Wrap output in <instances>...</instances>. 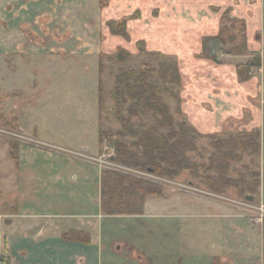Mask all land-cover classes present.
<instances>
[{
	"label": "crops",
	"instance_id": "0c3cea01",
	"mask_svg": "<svg viewBox=\"0 0 264 264\" xmlns=\"http://www.w3.org/2000/svg\"><path fill=\"white\" fill-rule=\"evenodd\" d=\"M25 1L34 4V18L45 21V15H53L59 5L67 2ZM112 2L116 9L113 20L126 22L132 44L143 39L148 51L177 59L182 110L196 130L203 135L261 130L257 202L264 205V0ZM9 3L0 0L4 4L0 12H10ZM25 8L22 4V18L27 17ZM226 11L231 18L245 22L248 51L233 54L229 45L213 39V53L202 56L204 38L219 35ZM256 56L261 57L262 66L247 80H240L237 66ZM40 156L22 155L21 160L9 155L6 168L0 161V263L264 264V226L244 222L230 199L193 191L178 196H150L142 214L109 215L101 207L99 170L98 194L91 198L97 206L91 210L92 200L84 191L89 181L84 167L73 158L49 155L45 158L61 161L63 166L43 174L30 165ZM22 164L27 165L28 173L22 171ZM73 171L74 178L79 173L84 181L76 186L70 182L67 188ZM63 190L70 193L69 200H59L65 198L60 196ZM39 194L49 199L42 200ZM162 208L167 217L156 219ZM71 231L81 235L65 237Z\"/></svg>",
	"mask_w": 264,
	"mask_h": 264
},
{
	"label": "rangeland",
	"instance_id": "374dc122",
	"mask_svg": "<svg viewBox=\"0 0 264 264\" xmlns=\"http://www.w3.org/2000/svg\"><path fill=\"white\" fill-rule=\"evenodd\" d=\"M112 1L67 0L53 15H45L47 21L35 19L34 4L25 3V0H10V12H0V161L3 167H8L6 161L9 155L21 160L22 155H41L33 165L30 163L31 169L38 168L43 174H48L56 166L63 165L61 161L51 162L46 156L73 158L89 176L88 187L84 191L92 200L91 210L97 206L91 199L98 194L96 173L99 170L102 176L104 170H110L158 185L159 196L162 197L193 191V194L218 197L220 200L230 199L244 222L261 226L247 218L248 214L261 217L264 213L261 210L264 205L257 202L259 191L246 193L249 192V182H259L258 158L254 160L250 154L240 153L241 160L231 161L227 170L228 177L238 180V187L214 190L209 186L206 174L211 155L215 152V143L202 133L199 135L191 131L194 148L187 151V156L197 166L193 169L171 171L166 167L165 174H158L136 165L120 153L119 150L142 155L144 147L141 139L145 133L168 136L174 129L179 131L183 122L192 124L182 110V77L177 59L167 53L148 51L143 39L132 44L133 37L128 26L129 37L114 33L109 22L114 21L117 26V22L121 21L113 20L116 9ZM22 4L26 5V18H22ZM3 5L0 4L1 7ZM237 25L227 33V42L220 41L231 49L242 40L241 25ZM212 41L209 42L211 54ZM119 48L129 53L121 62L117 56ZM174 62L181 77L179 85L172 81L173 70L168 68V64ZM143 65L156 69L167 66L160 75L149 73L150 68L146 67L147 74L140 76L146 78L140 92L145 91L144 86L149 89L150 84L157 85L159 107L148 105L145 97L139 99L136 92L135 99L129 95L131 85L126 79L129 77L132 83L144 80L138 75L130 76L132 70L141 73ZM258 70L253 68L251 75ZM120 75L123 85L117 82ZM100 82L104 89L102 105L99 99ZM165 108L169 119L164 115ZM168 121H172L171 127L163 125ZM245 132L248 131L224 132L217 138L227 139L232 134ZM115 142L122 147L118 148ZM26 166L21 168L28 173L30 170ZM75 171L68 176L67 188L71 186L70 182L75 185L84 181L82 174L73 177ZM5 184L6 190L8 187ZM9 187L12 188V184ZM255 189H258L257 186ZM68 193L63 190L60 196L65 198L58 197L59 200H69ZM247 195H253L254 200H247ZM40 198L48 200L49 196L43 194ZM148 208L152 211L151 204ZM163 211L162 208L156 219L167 217Z\"/></svg>",
	"mask_w": 264,
	"mask_h": 264
},
{
	"label": "trees",
	"instance_id": "16d2710c",
	"mask_svg": "<svg viewBox=\"0 0 264 264\" xmlns=\"http://www.w3.org/2000/svg\"><path fill=\"white\" fill-rule=\"evenodd\" d=\"M223 26L220 33L216 37H206L203 40V54L202 56H210L211 49L209 42L213 39H217L221 42H227L226 35L229 31L234 30L238 25H241V43L237 46L232 47L231 52L238 55L240 53H245L248 51L246 34H245V22L242 20H236L229 16V11H226L223 17ZM109 25L114 33L121 34L125 37H129L127 30V25L125 21L116 22L111 21ZM119 28V29H118ZM124 55H129V53L119 48L118 59L119 61H124ZM158 55V54H157ZM168 68L173 70L172 81H175L177 85L181 82L180 73L178 70V65L176 62L174 64H168ZM262 66V59L260 56H256L253 60L246 64H239L237 66L238 75L240 80H247L252 72L253 68H260ZM146 67L150 68V72L153 75H160L163 68L161 69L152 68L151 66H141V73L132 70L131 75L137 76L142 81L135 80L131 82L126 79L131 85L130 96L135 99L136 94L139 95V99L143 100L145 97L146 103L148 105L159 107L157 104L156 90L157 85L150 84L149 89L143 87L147 92H140L141 84L146 83V78H141L140 76L147 74ZM167 68V70H168ZM166 70V71H167ZM118 85H123L124 80L120 75L118 77ZM154 91V92H153ZM176 95V93H174ZM117 99L120 98L119 94L116 95ZM123 97V94H121ZM177 98V96L175 97ZM99 99L100 104H103L104 100V89L102 83L100 82L99 88ZM139 104L141 102H138ZM121 106V105H120ZM122 107V106H121ZM167 111V112H165ZM164 115H168V110L165 108ZM169 119V116H167ZM120 119L121 115H120ZM123 120V119H122ZM164 126H172L173 123L165 122ZM191 131L202 135L196 128L190 124L183 122L179 131L172 130L168 136L157 135L155 133H145L142 136V146L144 147L143 154H138L130 151H120L124 158L132 160L136 165H141L146 167L158 174H165L167 170H183L186 168L193 169L196 168L190 158L187 156V151L194 148L193 136ZM138 135V133H136ZM219 134L205 135L214 140L215 152L211 155L210 165L207 167L208 174H206V179L208 184L214 190H227L229 186L238 187V180H233L227 176V170L229 163L231 161H240V153H248L252 156L254 160L259 159L261 153V139L262 133L260 129H254L250 132H245L237 135H230L227 139L217 138ZM118 148L122 147V144L115 142ZM17 158V156H15ZM230 161V162H229ZM222 164L224 165L222 167ZM166 165V166H165ZM188 165V167H185ZM260 165V164H259ZM167 167V170L165 169ZM259 182L254 183L253 181L248 184V191L246 193H255L259 191L261 183V170H259ZM128 183V184H126ZM102 184V195H101V207L105 214L109 215H123V214H142L144 212V205L146 198L148 196H159L161 195L160 187L156 184L148 182L146 180H141L133 178L129 175L121 174L118 172L104 170L101 176ZM257 186L258 189H255ZM245 190V189H244ZM243 190V191H244ZM74 235H81L79 232L71 231L65 234V237H71Z\"/></svg>",
	"mask_w": 264,
	"mask_h": 264
},
{
	"label": "built area",
	"instance_id": "2783aa9c",
	"mask_svg": "<svg viewBox=\"0 0 264 264\" xmlns=\"http://www.w3.org/2000/svg\"><path fill=\"white\" fill-rule=\"evenodd\" d=\"M261 210L264 212V207H261ZM257 214H248L247 218L252 222L253 224L263 225L264 223V213H262L261 217H257Z\"/></svg>",
	"mask_w": 264,
	"mask_h": 264
},
{
	"label": "water",
	"instance_id": "95a60500",
	"mask_svg": "<svg viewBox=\"0 0 264 264\" xmlns=\"http://www.w3.org/2000/svg\"><path fill=\"white\" fill-rule=\"evenodd\" d=\"M248 200H254V196L253 195H247L246 197Z\"/></svg>",
	"mask_w": 264,
	"mask_h": 264
}]
</instances>
